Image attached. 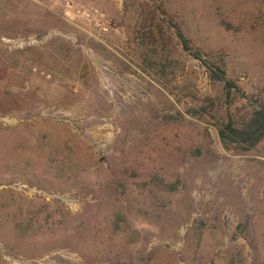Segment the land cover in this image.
<instances>
[{
    "label": "rangeland",
    "instance_id": "374dc122",
    "mask_svg": "<svg viewBox=\"0 0 264 264\" xmlns=\"http://www.w3.org/2000/svg\"><path fill=\"white\" fill-rule=\"evenodd\" d=\"M263 91L264 0H0V264H264Z\"/></svg>",
    "mask_w": 264,
    "mask_h": 264
},
{
    "label": "trees",
    "instance_id": "16d2710c",
    "mask_svg": "<svg viewBox=\"0 0 264 264\" xmlns=\"http://www.w3.org/2000/svg\"><path fill=\"white\" fill-rule=\"evenodd\" d=\"M176 34L180 38L183 48L190 51L207 67L210 78L222 83L225 96L230 97L234 93L242 95L240 87L232 78L228 77L224 61L220 64L205 58L199 49L194 48L190 39L181 29L178 28ZM218 133L222 144L228 150L245 152L255 148L264 139V91L263 95L256 101L249 117L243 120L241 124L229 118L218 127Z\"/></svg>",
    "mask_w": 264,
    "mask_h": 264
},
{
    "label": "built area",
    "instance_id": "2783aa9c",
    "mask_svg": "<svg viewBox=\"0 0 264 264\" xmlns=\"http://www.w3.org/2000/svg\"><path fill=\"white\" fill-rule=\"evenodd\" d=\"M97 11V10H96ZM102 16H104V14H102ZM104 28H106V27H104Z\"/></svg>",
    "mask_w": 264,
    "mask_h": 264
}]
</instances>
